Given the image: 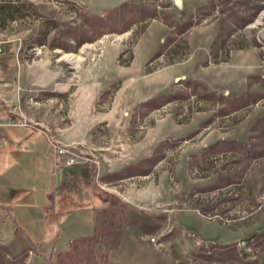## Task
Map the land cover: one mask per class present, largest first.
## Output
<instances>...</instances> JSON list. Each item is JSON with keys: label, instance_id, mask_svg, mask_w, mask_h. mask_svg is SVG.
Here are the masks:
<instances>
[{"label": "rangeland", "instance_id": "1", "mask_svg": "<svg viewBox=\"0 0 264 264\" xmlns=\"http://www.w3.org/2000/svg\"><path fill=\"white\" fill-rule=\"evenodd\" d=\"M0 204L59 264L124 229L113 257L264 264V0H0ZM0 264H46L1 210Z\"/></svg>", "mask_w": 264, "mask_h": 264}, {"label": "trees", "instance_id": "2", "mask_svg": "<svg viewBox=\"0 0 264 264\" xmlns=\"http://www.w3.org/2000/svg\"><path fill=\"white\" fill-rule=\"evenodd\" d=\"M151 15H152V17L155 16V14H151ZM248 22H249V20L246 21L245 19H243V20H240V22H238V24H239L240 27H242V26H244ZM193 23L194 22H192L191 20H189V21H186V22H184L182 24H178V23H175V22L174 23H169V26H171L173 28V30H175V33L174 34L175 35H178V34H182L183 32L187 31L193 25ZM172 37H169L166 40H164L162 46L155 53L154 57L160 55L163 52L164 46L167 43H169L170 41H173L174 40V37L173 38ZM187 46H188V44H187ZM217 58H218L217 56H214V58H212V60L213 61H217L218 60ZM222 60H224V59H222ZM240 97L243 98V96L240 95L237 98H234V100L232 101V105L234 104L236 106L235 109H237L238 107H241L244 104L251 103V101H248L247 99H244V100L239 101L238 98H240ZM99 197L101 198L102 201H106L108 199V197L107 198L103 197V195H101V193L99 194ZM112 202L113 203H116V201H112ZM117 203L123 204V202H117ZM0 208H1L0 209L1 212H3V214L6 215L9 218L10 223H11L12 231L14 233H16V234L22 235L23 237H25L28 240V242H30L31 247H32V250H33L35 256H37L38 258H40L46 264H59L56 261V259L53 258V251H51L49 254H46L45 252H43V251H41L39 249L38 242L35 241V240H33V238H31V236L28 233L27 229L24 226H22L21 223L19 222V220L16 217L14 211H12L10 208H8L7 206H5L3 204H0ZM47 208L50 209L49 206H47ZM106 221L108 223H112L108 219ZM92 237H93V235L86 234V235L81 236L79 238L73 239L72 240V243H73V245L79 246V245L87 242L88 240H90ZM102 257L104 258V255H102ZM101 258H100V260H101ZM107 264H120V263H110L109 262ZM177 264H181V263H177Z\"/></svg>", "mask_w": 264, "mask_h": 264}, {"label": "crops", "instance_id": "3", "mask_svg": "<svg viewBox=\"0 0 264 264\" xmlns=\"http://www.w3.org/2000/svg\"><path fill=\"white\" fill-rule=\"evenodd\" d=\"M127 236V233H126V229L123 230L122 232V235H121V238L119 240V243L117 244L116 248L113 249V251H111V253L109 254V258H110V261L113 262V263H121V264H146V263H143V262H140V261H129V260H125L123 257L121 256H112V253H114V251H116V249H118L124 239L126 238ZM166 246H167V242H162L161 243V246H158L156 245L154 247V249H151L150 250H154L156 251L157 253H161L162 256L170 263V264H176V260L173 256V253L172 252H169L167 249H166Z\"/></svg>", "mask_w": 264, "mask_h": 264}, {"label": "built area", "instance_id": "4", "mask_svg": "<svg viewBox=\"0 0 264 264\" xmlns=\"http://www.w3.org/2000/svg\"><path fill=\"white\" fill-rule=\"evenodd\" d=\"M67 151V147L64 146V145H59L58 148H57V152L59 154H64L65 152ZM71 160H65L64 162H67L68 164L72 161V157H70ZM56 166L58 165L57 163L55 164Z\"/></svg>", "mask_w": 264, "mask_h": 264}]
</instances>
